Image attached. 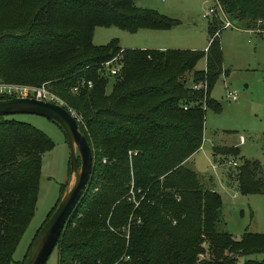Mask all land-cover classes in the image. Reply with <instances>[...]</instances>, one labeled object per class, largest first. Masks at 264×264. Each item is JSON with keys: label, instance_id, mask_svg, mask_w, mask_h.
<instances>
[{"label": "trees", "instance_id": "16d2710c", "mask_svg": "<svg viewBox=\"0 0 264 264\" xmlns=\"http://www.w3.org/2000/svg\"><path fill=\"white\" fill-rule=\"evenodd\" d=\"M215 1L246 28L264 20V0ZM210 19L205 49L122 48L115 38L94 44V26L163 29L178 19L133 0H0V82L44 84L81 117L92 155L86 187L53 246L56 264H264V232L235 238L219 228V193L183 164L201 144L205 107L218 108L209 92L226 72L213 36L220 19ZM115 54L120 67L106 91L101 63ZM199 81L204 89L192 86ZM51 146L34 125L0 114V264H21L27 253L32 239L22 259H12ZM211 149L238 154L234 145ZM238 158L237 189L264 193L259 160Z\"/></svg>", "mask_w": 264, "mask_h": 264}, {"label": "rangeland", "instance_id": "374dc122", "mask_svg": "<svg viewBox=\"0 0 264 264\" xmlns=\"http://www.w3.org/2000/svg\"><path fill=\"white\" fill-rule=\"evenodd\" d=\"M133 2L137 6L153 8L178 19V23L170 29L157 30V32H165L166 37L173 38L174 42L177 40V44L192 45V49H202L203 44L208 41L210 33L208 19L214 17L219 20L215 15H202L208 6L214 5L215 0H133ZM228 19L232 26L221 28L218 34L222 67L226 72L218 75L209 92L210 97L218 104V108L205 107L200 150L195 152L185 164L196 169L194 171L202 185L219 193L222 203L221 216L224 222L218 227L238 238L245 229L264 232V193H241L233 179L235 166L230 164L232 155H217L218 158L214 159L216 155L211 153V144L230 146L242 136L244 142L236 143L238 154L232 156L235 161L240 162L238 158L240 155L262 160L264 165L262 149L264 20L246 28L239 19L233 17ZM213 21L214 19H210L209 22ZM144 32L151 31L148 29L128 31L115 25H95L92 42L102 44L115 38L122 48L142 47V43L147 40ZM170 42L174 43L172 40ZM195 66L202 68L204 58H200ZM185 76L189 80L190 72L185 73ZM107 78L106 91L110 89L111 75L108 74ZM227 91L233 92L236 98L229 99ZM27 95L29 96V93ZM6 96L11 95L0 92V97ZM61 103L65 105L63 101ZM67 108L77 121L81 122V117L70 107ZM6 116L29 122L45 133L52 142V146L41 154L33 212L12 252V259L20 260L35 231L55 205L60 195V185L63 183L64 188L67 183L69 146L63 130L45 116L28 112H15ZM252 257L259 259L262 254H254ZM43 264H56V247L51 249Z\"/></svg>", "mask_w": 264, "mask_h": 264}, {"label": "water", "instance_id": "95a60500", "mask_svg": "<svg viewBox=\"0 0 264 264\" xmlns=\"http://www.w3.org/2000/svg\"><path fill=\"white\" fill-rule=\"evenodd\" d=\"M36 113L56 122L69 146L68 179L55 206L37 229L21 264H43L64 228L68 215L84 191L92 155L77 119L65 106L34 96L0 97V114Z\"/></svg>", "mask_w": 264, "mask_h": 264}, {"label": "built area", "instance_id": "2783aa9c", "mask_svg": "<svg viewBox=\"0 0 264 264\" xmlns=\"http://www.w3.org/2000/svg\"><path fill=\"white\" fill-rule=\"evenodd\" d=\"M203 16H211L215 15L218 16L221 24L220 26L214 30L213 36L218 35L219 30L223 27L227 26H232L230 20L228 19V16L224 11L221 9L220 5L215 1L214 5L208 6L207 9L202 13ZM258 22L263 21V19H258ZM206 48V47H205ZM204 48V49H205ZM102 67L106 72L109 74H114L119 70L120 67V61H119V55L115 54L109 59H106L101 63ZM87 85H90V81L87 80ZM192 86L194 88H205V82L204 81H199L197 83H193ZM72 90H76V86H73ZM0 92H4L5 94H10L14 96H23L27 95L29 93V96H34L39 99H44V100H50L57 102L58 104L63 105L61 102V99H59L55 94H53L44 84H41L36 87L32 86H26V85H19V84H12V83H1L0 84ZM28 96V95H27ZM227 97L229 99H235V94L233 92L227 91ZM70 110V109H69ZM71 112V111H70ZM72 113V112H71ZM73 114V113H72ZM239 141H242L243 138L242 136L238 137ZM230 164L231 165H236L237 162L235 159H230ZM238 264V263H236Z\"/></svg>", "mask_w": 264, "mask_h": 264}, {"label": "crops", "instance_id": "0c3cea01", "mask_svg": "<svg viewBox=\"0 0 264 264\" xmlns=\"http://www.w3.org/2000/svg\"><path fill=\"white\" fill-rule=\"evenodd\" d=\"M174 26V25H173ZM171 26V27H173ZM171 27H168V28H163V29H152V28H138V29H148V31H151V32H144V37L147 39L144 43H142V47H139V48H192L191 46L192 45H189V44H177V40L174 42L173 41V38L169 39L166 37V33L165 32H157V30H168L170 29ZM224 28V27H223ZM137 29V30H138ZM136 31V30H135ZM152 31H155V32H152ZM219 34V33H218ZM178 39V38H176ZM172 40V42L174 43H171L170 41ZM208 41H206V43L203 44L202 46V49L205 48L206 44H207ZM179 46H182V47H179ZM183 46H186V47H183ZM244 141H239L237 140L235 143H233L232 145L236 146V143H243ZM213 144H211L212 146ZM217 145V144H216ZM224 146H227V145H224ZM200 147H201V144L200 146L193 152L191 153L186 159H184L183 161V164L185 166H187L185 163L186 161H188L189 158L193 157L194 153L197 152L198 150H200ZM264 150V149H263ZM212 153V152H211ZM219 156V155H218ZM218 156L216 155L214 157V159L218 158ZM248 158V157H246ZM250 158V157H249ZM257 159V158H255ZM258 160V159H257ZM259 162L261 163L262 167H263V170H264V165H263V162L262 160H259ZM188 167V166H187ZM190 168V167H189ZM193 170L196 171V169L193 167L191 168ZM230 196V195H229ZM231 197H233V195L231 194ZM221 211H222V205H221Z\"/></svg>", "mask_w": 264, "mask_h": 264}]
</instances>
